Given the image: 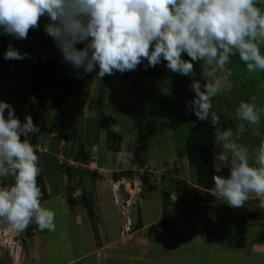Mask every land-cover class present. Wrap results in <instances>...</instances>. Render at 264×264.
I'll return each instance as SVG.
<instances>
[{
	"label": "clouds",
	"instance_id": "1",
	"mask_svg": "<svg viewBox=\"0 0 264 264\" xmlns=\"http://www.w3.org/2000/svg\"><path fill=\"white\" fill-rule=\"evenodd\" d=\"M260 3L0 0V35L27 39L29 31L39 29L41 19H46L44 31L54 40L64 62L82 70L81 78L95 72L102 80L116 72L134 71L144 60L146 70L166 62L168 71L192 77L194 98L186 106L198 120L213 126L215 147L219 149L214 152L213 166L220 164L229 172L227 176L213 175L214 187L208 192L229 207L241 208L253 194L264 197V140L251 151L239 143L233 129L221 125L220 115L213 111V99L222 85L231 88V57L238 56L249 74L264 71V6H258ZM26 58L29 54L21 53L11 43L4 52L6 60ZM195 63L201 66L199 79L195 78ZM256 100L253 96L251 102L240 101L234 116L227 108L222 111L228 118L257 125L264 107H258ZM243 127V123L237 124L238 129ZM38 133L39 127L30 115L21 122L12 105L0 100V180L10 177L13 181L0 186V223L14 232H23L32 223L40 231L56 228L55 212L41 203L43 192L37 177L42 169L27 139ZM96 255L99 261L101 250Z\"/></svg>",
	"mask_w": 264,
	"mask_h": 264
},
{
	"label": "rangeland",
	"instance_id": "2",
	"mask_svg": "<svg viewBox=\"0 0 264 264\" xmlns=\"http://www.w3.org/2000/svg\"><path fill=\"white\" fill-rule=\"evenodd\" d=\"M260 5L264 6V0H261ZM44 22H47L46 19ZM37 30H30L28 38L24 40L0 35V92L4 85L10 83L9 74L26 75L18 87H12L10 83L7 86L10 88L4 91L0 100L11 104L18 118L22 114H34V111L44 115V119L36 123L40 125L39 133L30 134L27 138L34 150L39 153V167L42 169L39 176L47 190V196L41 201L42 206L49 209L68 208L66 193L71 191L77 181H80L81 189L75 191L78 194L76 197L80 196L81 190L88 191L95 199V208L101 207L102 210V207H105L104 212H107L109 218L114 221L113 224L116 217L121 216L126 225L130 218L134 226L140 215L144 219L143 224L148 225H177V222H179L178 225L186 224L188 217L191 218L186 211H178L177 218L173 221L170 217L172 212L168 211L175 210L179 204L181 207H186L187 204L198 201L197 187L193 171L188 164L184 141V133L188 128L187 119L191 112L186 102L194 98V92L190 88L193 78L168 71L166 62L158 64L163 72V76L158 74L159 82L152 74L147 76L141 74L139 68L128 71L126 74L116 72L112 76H105L102 80L95 76V72L81 78L82 70L77 71L64 62L54 40L45 31L42 35L46 36L49 48L44 52L39 44ZM9 43L21 53L29 54L30 58L24 59L26 62L23 65H18L21 63L18 62L19 60L4 59V52ZM80 46L82 45H78ZM47 57L57 59L59 77L66 75V78L75 77L84 81L81 84L86 100L82 99L83 96L72 97L74 102L68 105L70 109L67 108L63 115L68 136L60 141L56 138L60 130L49 132L46 128L48 122L58 116L57 110L52 108L48 100L43 101L39 107L34 106L33 103L39 104V100L37 102L35 97H29L31 85L36 80L31 74L32 69ZM183 58L188 59L186 55ZM234 61L231 68L233 70L231 88L228 89L222 85L220 94L213 99V111L219 112L217 113L221 117V123L229 118L227 115L222 118L221 110L215 108L218 105L221 109L227 108L228 112L234 116L240 101L251 102V98L256 96L257 106L264 107L262 76L264 71L249 74L246 65L239 60L238 56ZM195 70V78L199 79L201 71L199 63H195ZM203 83L204 81L201 80V84ZM173 85H177L175 86L177 88L172 90V96L166 100L168 95L166 99L165 95L169 87ZM155 87L156 90H154ZM21 90L23 92L16 93ZM49 91L45 90L46 93ZM225 98L226 100L221 101ZM29 99L32 103L26 107L24 100L30 101ZM45 123L46 125H43ZM240 123L244 124L242 129L235 128L233 125L227 128H232L235 135L239 137L238 142L248 147L250 151L257 148L264 140V114L257 125H249L242 121ZM109 131H114L119 138H113ZM81 143H85L86 149L91 152L94 158L92 161L96 162L90 164L91 168L97 166L98 173L101 178L103 177L102 180L99 179L100 175L93 180L89 173L78 175L73 171L71 175L61 170L60 166H56L55 152L52 149L54 146L59 147L62 152L67 148H76ZM38 144H41L43 151L36 148ZM60 155L63 158L61 160V157H58L59 163L60 160L68 161L67 154ZM71 160L75 165H81V162ZM123 171L129 174L122 177L124 186L121 184L118 187L115 173L120 174ZM7 179L13 183L10 177ZM120 197L123 199L122 204L124 200L131 201L130 215L125 213L127 206L121 205ZM252 199L256 201L253 209L259 210L264 218V206L261 205L264 197L255 196ZM205 203L203 202L202 205ZM85 215L86 220L91 219L88 213ZM70 224L73 225V221ZM161 232L164 233L162 230ZM34 234L35 232L29 227L23 232H14L7 224L1 223L0 264H23L25 260L27 262L24 251L31 243Z\"/></svg>",
	"mask_w": 264,
	"mask_h": 264
},
{
	"label": "crops",
	"instance_id": "3",
	"mask_svg": "<svg viewBox=\"0 0 264 264\" xmlns=\"http://www.w3.org/2000/svg\"><path fill=\"white\" fill-rule=\"evenodd\" d=\"M9 84L4 85L0 99ZM29 97L34 96L29 92ZM24 101L26 107L32 103ZM29 115L36 125L35 113L22 114L19 119L23 122ZM253 197L241 208L217 201L204 205L196 201L186 207L179 204L168 212H172L173 221L178 211H186L191 216L186 224L148 225L140 215L137 228L133 224L128 228L121 216L113 224L105 207L96 211V227L92 219L86 220L88 212L78 204L51 208L57 230L40 231L35 225V234L24 251L28 261L23 264H264V218L253 209Z\"/></svg>",
	"mask_w": 264,
	"mask_h": 264
},
{
	"label": "trees",
	"instance_id": "4",
	"mask_svg": "<svg viewBox=\"0 0 264 264\" xmlns=\"http://www.w3.org/2000/svg\"><path fill=\"white\" fill-rule=\"evenodd\" d=\"M44 24H45L44 19H41L40 27L37 30V33L39 34V44L43 47L44 52H46L49 46H48V42L46 41V36L44 37L42 35L43 33H45ZM235 58L236 56L231 57L232 62L231 64L228 65V67L232 68L235 62L234 61ZM18 62H21L20 64H18L19 66H21L26 61L19 60ZM56 64H57L56 58L47 57L44 60L42 59L41 64H37L33 67L31 74L36 80L31 85L30 93L32 96L35 97V101L37 100L38 102L39 100V104L36 103L38 107L39 105L42 104L43 101L48 100L49 103L52 105V108L53 109L55 108L57 110L58 116L55 119L48 122L46 128L49 132L60 130L58 132L59 133L58 137H56L58 138V141H60L62 138H67L68 136L65 130L66 121H64V117H63L64 111H67V108L70 109V106L68 105L71 104V102L72 103L74 102V100L72 99L73 96H80V97L83 96L84 98L82 99L86 100V94L85 92H83L82 90L83 85L81 84L84 83V81L75 79V77L66 78V75H62L61 77H59V74L57 73V70L59 68ZM146 64H147V60H144L138 66V68L141 70V74H144L146 76L148 74H152L153 77L155 76V78L157 79H158V74L163 76L162 69L159 68V65H156L155 67L147 68L146 70L145 69ZM126 73L127 72H125L124 74ZM262 74L264 78V72ZM9 75H10L9 82L11 83V86H19L22 80L26 78V75H22V74L21 76H17V74L15 73ZM175 86L177 85H173L169 87L168 89L169 91L165 95V99L166 96L168 95V98L166 100H168L169 97L172 96V90L177 88ZM45 90L47 91L50 90V91L49 93H46ZM154 90H156V87L154 88ZM224 100H226V98L221 101ZM215 108H219L221 110L222 118L226 117V114H224V112L222 111L219 105L216 106ZM34 113H35V120L38 123H40V121L44 119L43 113H39L37 111H35ZM187 121H188V128L185 130L186 132L184 133L185 150L188 158V164L190 166V169L193 171L195 185L197 187V191H196L197 200L200 203L219 201L215 197L210 195L208 192L209 189L214 187L212 177L213 175L227 176L229 172L227 168H223V166L220 164L219 165L216 164L215 168L213 166L214 152L219 151V149L215 147V143H214V136H213L214 128L208 121L198 120L192 111L189 113ZM238 123H240V121H237L234 118H229L227 121H224V123L222 122L221 125L226 128L230 127V125H233L235 128H237ZM43 125H46V123ZM109 133L113 138L115 139L119 138V135H117L114 131H109ZM52 149H54L55 152L54 155L55 164L56 166H60L61 170L63 169L64 171L71 173V175L73 171L78 173V175H88L89 173L90 174L89 176L93 177V180L99 177L100 175V173H98L99 169L96 168L92 170L89 167V164L91 163L92 160H94V158H92L93 156H91V152L86 149L85 143H81L76 148L74 147H71L69 149L67 148L62 152L61 149L56 146H54ZM63 152L67 154L66 156L68 161H62L63 163H59L58 157L60 156V154H64ZM36 154L39 155V153L37 152ZM71 159L81 162L82 165L74 166L69 162V160ZM95 159L97 161V158ZM127 173L129 174V172L127 171H123L120 174L115 173L116 181H120L124 179L122 177ZM99 179L102 180L103 177L101 178L100 175ZM4 180L6 185L11 184L10 180H8L7 178ZM37 183L43 192V197H42L43 199L47 196V192H46L47 190L45 186L42 185L41 176L37 177ZM79 189H81V184L80 181H77L76 185L72 187L71 191L69 190V192L66 193L67 202L71 208H74L77 204L80 205L82 208H85L92 219V223H94V226L96 227L94 216L96 215V211L98 209L95 208V204H96L95 199L88 191H82V190L80 196L76 197L78 194L75 193V191ZM138 224L140 225V223ZM135 227L137 228V224L136 225L134 224V228ZM34 228H35V223L29 225V229L33 230Z\"/></svg>",
	"mask_w": 264,
	"mask_h": 264
},
{
	"label": "built area",
	"instance_id": "5",
	"mask_svg": "<svg viewBox=\"0 0 264 264\" xmlns=\"http://www.w3.org/2000/svg\"><path fill=\"white\" fill-rule=\"evenodd\" d=\"M39 146H37L36 148L39 150V151H43V149L41 148V144H38ZM60 157H61V160H62V158H63V156L62 155H60ZM60 160V163H62V161ZM69 162L71 163V164H73L74 166H79V165H75L74 164V162L72 161V160H69ZM95 161H91V163L90 164H92V163H94ZM96 163V162H95ZM89 164V167L91 168V165ZM82 165V164H81ZM96 165V164H95ZM97 168V166H95L94 168H91L92 170H94V169H96ZM5 180L4 179H2V180H0V186H7L6 184H5V182H4ZM123 183V181H117V184H118V187L121 185ZM120 200H121V205H124V207H126L127 206V208H126V211H125V213L126 214H128V215H130V209H129V207L131 206V201H129V200H124V202H123V204H122V201H123V199L120 197ZM125 203V204H124ZM130 217V216H129ZM1 224V223H0ZM131 226V220H129L128 219V228Z\"/></svg>",
	"mask_w": 264,
	"mask_h": 264
}]
</instances>
